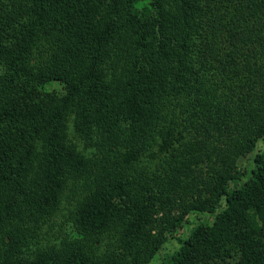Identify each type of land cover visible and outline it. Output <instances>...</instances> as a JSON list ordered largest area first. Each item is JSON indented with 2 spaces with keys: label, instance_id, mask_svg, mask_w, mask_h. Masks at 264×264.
Returning a JSON list of instances; mask_svg holds the SVG:
<instances>
[{
  "label": "trees",
  "instance_id": "trees-1",
  "mask_svg": "<svg viewBox=\"0 0 264 264\" xmlns=\"http://www.w3.org/2000/svg\"><path fill=\"white\" fill-rule=\"evenodd\" d=\"M191 214L157 264H264V0H0V264H150Z\"/></svg>",
  "mask_w": 264,
  "mask_h": 264
},
{
  "label": "rangeland",
  "instance_id": "rangeland-1",
  "mask_svg": "<svg viewBox=\"0 0 264 264\" xmlns=\"http://www.w3.org/2000/svg\"><path fill=\"white\" fill-rule=\"evenodd\" d=\"M56 82H52L49 86H54ZM48 86V87H49ZM263 144L259 143L258 148L262 147ZM238 167L242 171H247L249 170L252 165H251V157L246 156L244 158H241L238 162ZM206 220L205 215H197V214H191L188 216L187 221L188 223L185 224L182 229H179L175 231L174 233L171 234V237H169L168 241L163 245V248L157 258H155L150 264H157L158 263V258H160L164 253L166 252H172L173 250H176L179 246L178 243V238L177 237H184L189 233L192 227H194L196 224L200 222H204ZM65 224L62 222V217L59 216L56 219L55 225H54V230L57 232V235L60 234L61 232L65 231ZM67 232V231H66ZM2 256V250H0V258ZM160 256V257H159Z\"/></svg>",
  "mask_w": 264,
  "mask_h": 264
}]
</instances>
